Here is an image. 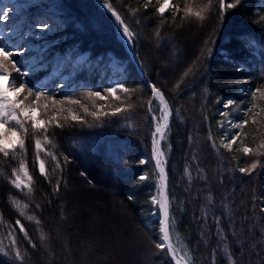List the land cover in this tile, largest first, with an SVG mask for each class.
<instances>
[{"label": "trees", "instance_id": "trees-1", "mask_svg": "<svg viewBox=\"0 0 264 264\" xmlns=\"http://www.w3.org/2000/svg\"><path fill=\"white\" fill-rule=\"evenodd\" d=\"M108 2L136 36L134 53L126 47L121 26L101 0H46V5L58 13L62 29L42 46L36 58L37 70L25 79L29 86L40 88L57 101L71 95L91 104L82 94L101 91L105 95L103 89L112 86L110 62L117 59L122 65L115 72L119 82L135 91L130 96L117 91L119 99L105 95L95 103L108 113L117 107L126 109L129 102L134 109L115 116L101 115L95 121L90 115L84 116L93 127L64 121L63 128L50 127L48 135L54 147H44L54 151L62 171L53 172L55 162L41 155L48 177L39 173L29 135L24 159L34 181L31 195L27 188L21 191L9 183L12 169H18L19 164L11 155L5 158L0 154L4 173L0 175V241L8 250L11 231L26 257L23 264H82L89 253L96 262L98 256V261L106 264L114 251L108 252L105 244L98 248V227L91 229L97 235L86 243L77 237L82 221L84 226L93 214L99 216L100 208L92 202L101 198L108 205L113 203L128 220L131 234L137 233L136 248L148 250L153 264H175L170 256L155 249V243L160 242L161 222L151 197L157 195L160 182L152 159L154 122L147 104L151 100L152 112L159 115L160 107L151 90L155 84L172 109L161 147L167 158L170 214L176 225L173 235L179 234L192 264H264V155L242 151L244 145L256 150L264 142V113L259 111L264 101H255L259 107L253 112L259 113L258 123L252 124L253 112H249V124L231 151L221 146L224 133L219 114L224 98L250 107L254 102L250 93L264 86V0H240L238 7L228 10L222 29L215 0L203 21L186 16L184 9L199 11L208 0H170L171 6L163 15L157 9L164 0ZM230 2L234 0H226ZM209 48L212 54L205 58ZM83 53H88L89 63L73 64L72 60ZM65 57L71 60L60 67ZM52 75L55 77L50 81ZM41 103L50 102L45 98ZM73 110L83 115L82 109ZM41 111H37L38 116ZM256 160L260 163L249 173L239 171ZM144 175L148 178L141 181ZM58 178L62 179L57 192ZM78 196L85 198L87 203L82 202L89 208L87 213L77 207ZM10 197L28 205L25 215ZM28 215L35 220H27ZM17 219L24 224L30 241L19 231ZM41 230L48 237L44 242L40 240ZM0 264L20 262L0 254Z\"/></svg>", "mask_w": 264, "mask_h": 264}, {"label": "snow or ice", "instance_id": "snow-or-ice-1", "mask_svg": "<svg viewBox=\"0 0 264 264\" xmlns=\"http://www.w3.org/2000/svg\"><path fill=\"white\" fill-rule=\"evenodd\" d=\"M103 6L107 8L112 15L115 17V20L121 26L122 35L127 40H133L134 35L129 29V26L124 23L120 15L115 11L112 4L108 0H101ZM150 2V0H148ZM148 2L145 3V7L148 6ZM159 3V0H157ZM218 4V25L219 28H223L225 17L228 13V10L238 7L240 0H234V2L226 3V0H215ZM214 0H208L207 4L201 8L199 11L193 12L191 8L186 7L184 9L185 15H193L198 20L203 21L206 19V13L210 12L213 6ZM170 7V0H164L157 11L159 14L163 15L167 8ZM13 10L8 9L5 11L3 8H0V21H8L10 19V14ZM261 20L264 21V17H261ZM34 27L43 30H51L54 25H50L47 22H37ZM159 35V33H157ZM214 45L215 40L211 41ZM7 49V50H6ZM31 49L24 48L23 45H12L9 47L4 44L3 38L0 37V154L3 157L7 158L10 155L15 159L19 168L12 169V175L8 178L9 183L12 184L16 189L21 191L24 188H27V194L31 195L34 191L32 185L34 183L32 175L28 171L27 163L24 157L27 154L26 140L31 135L33 138L34 151H35V163L38 165L39 173L48 177L49 172L46 169L45 160L41 159V155L51 158L55 162V167L52 169L53 172L57 170L62 171V166L60 164L59 158L56 157L54 151L48 150L44 147L45 144L53 145L52 140L49 139L48 131L50 127L63 128L65 126L64 122H75L81 125H87L88 127H93L94 125L88 124L87 120L84 119V116L90 115L95 120H99L101 115L115 116L117 114L123 113L125 111H132L134 106L129 102L126 109L117 107L115 111L108 113L103 110V107H97L96 101L103 100L105 95L116 97L117 91H122L126 96H130L133 93L134 89H128L121 82H116L113 86L103 89L102 95L101 91H88L82 94L84 101H90L89 103H82L79 99H73L71 95H65L63 99L57 101L54 96L49 95L47 92L40 90V88H35L28 85L27 80L25 79L30 74L34 73L37 70L35 65L28 63L24 59L25 53H29ZM207 55L205 58H208L212 54V49L209 48L206 50ZM13 57H17L13 59ZM11 69V71H10ZM191 71V69H189ZM188 73H185L187 75ZM5 77L10 79L5 83ZM44 86L42 85L41 88ZM63 87V85H60ZM152 95L154 98H158L161 105H163V123L159 121L156 123L155 132L153 133V150L156 156V166L159 169V180H160V189L158 190L157 195L151 197V202L158 206L159 210L163 213V219L160 225V242L155 243V249L159 250L161 254L170 256L175 264H192V257L189 250L186 246L182 244V241L179 238V234L175 235V244L173 242V233L175 230V217L170 214L171 202L167 195V173L163 164V152L159 148L160 141L155 139L157 135L160 136V139L165 138V130L168 128L169 117L172 115V109H170L167 101L165 100L164 94L155 84L151 85ZM252 100L254 101L250 107L244 110L245 114L253 112L254 109H257L259 106L255 101L257 99L264 101V86L256 88L250 93ZM47 99L50 103H41L42 99ZM119 99V97H116ZM68 104L69 107L65 108L64 105ZM151 100L147 102L148 111H152ZM51 106V114H49V108ZM229 106L237 107L236 102L232 99H228L224 104V108L227 109ZM74 108L82 109L83 115L78 111H74ZM91 108V111H90ZM42 109L40 116L37 115V111ZM259 111L264 113V108H260ZM67 113V115H64ZM259 113L253 112L252 124H257L258 121L256 116ZM227 117L228 113L225 112L222 114ZM45 117V118H41ZM155 118V117H154ZM64 121V122H62ZM229 124L232 128L243 129L246 125L249 124V120L244 118L237 123H232L229 120ZM223 127V124L220 125ZM239 138V133L231 136L230 138L225 135L221 139V146L229 151L232 150L233 144L237 142ZM171 145H169L170 147ZM19 149V154L17 152ZM260 149H264V142H261L256 146V150L249 148L244 145L242 151L244 154L264 155V152H261ZM65 161L68 160V157H64ZM140 163H145L141 160ZM260 161L256 160L253 162L249 168H240L239 171L242 173H249L251 170L257 167ZM22 173V175H21ZM0 175H4L3 170L0 169ZM147 175L141 176L139 179L141 181L147 179ZM61 179L58 178L54 191H59ZM14 207L20 212L23 216L25 215V209L28 208L27 204L17 201L15 197H10ZM131 199V198H130ZM39 207V205H37ZM27 220H35V217L28 215ZM0 222H3V215L0 213ZM16 225L19 227V231L24 235L25 238L29 239L28 232L24 227V224L20 222L19 219L16 220ZM38 224L39 221L36 220ZM11 228V226H9ZM10 236V246L6 250L3 246V242L0 241V254L4 256H11L14 260L19 261L20 264H23L26 259L25 255L22 254L21 249L17 245L15 236L12 235V232L9 231ZM48 239L47 234L41 230L40 240L44 242ZM176 245H180L178 248ZM32 247L35 248L36 244L32 243ZM183 251V255H180V252Z\"/></svg>", "mask_w": 264, "mask_h": 264}, {"label": "rangeland", "instance_id": "rangeland-1", "mask_svg": "<svg viewBox=\"0 0 264 264\" xmlns=\"http://www.w3.org/2000/svg\"><path fill=\"white\" fill-rule=\"evenodd\" d=\"M6 1H9L11 5L13 6L14 13L18 14L21 12H25V19L24 20H16L13 22V24L7 28V32L4 33V35H0V37L3 38L4 44L8 45L9 47L12 46V41L13 40H18L17 43H13L14 45H23L24 48L31 49L29 53H25L24 59L35 66H38L36 62V58L38 56V53L41 51L42 46L47 42L50 41L52 34L58 33L61 31V24L60 20L58 17V13L52 9L51 7H48L46 5V0H0V8L2 5L5 4ZM171 6V2H170ZM52 13V14H50ZM37 22H47L50 25H54V27L51 30H41L38 28L36 32H34V24ZM15 36V37H13ZM121 37L126 45V47L131 51L134 52L135 49V36L133 40H127L121 32ZM7 50V49H6ZM66 61H70V58H63L59 62L60 67L62 66L63 63ZM73 64H88V53H84L82 55H79L78 57L74 58L72 60ZM110 65L112 67L113 72L112 75L110 76L111 79V85L113 86L116 82H119V77L115 74V72L121 68L119 63L117 62L116 59H113L110 62ZM43 67V66H40ZM55 77V75H52L50 77V81ZM9 80V77H5V83ZM61 81V80H60ZM246 90V89H244ZM245 94L246 91H244ZM155 102L159 105L160 107V113L159 115L156 116L154 119V124L156 126V123L159 121L161 124L163 123V105L160 104L159 100L154 98ZM228 99L233 98H224L221 101V108H220V116H221V123L223 124V127H221L224 136L227 135L229 138L236 133H239V136L241 134V129H236L232 128L231 125L229 124V120L234 124L239 122L241 119L246 118L244 110L248 108L246 104L244 105L242 101H236V106H239V110H237V107L235 106H229V108L225 109L224 104ZM227 112L228 116L225 117L222 114ZM171 120V116L169 117L168 125ZM221 125V124H220ZM168 129V128H167ZM165 130V133L167 131ZM155 139L160 141L159 148L163 152L161 148L162 141L160 139V136H156ZM154 153V150H153ZM163 160L165 161L164 164L167 162V158L165 153L163 152ZM154 158L156 160V156L154 154ZM76 198V197H75ZM78 205L80 209L85 211L86 213L88 212L89 208L87 206V202L85 198L84 200L86 203H83L81 198L78 196ZM97 204L98 207L100 208L99 210V216L97 214H93L92 218L88 219L85 221V225H83V221L81 222V230L77 233V237L79 238L78 240H82L83 242H87L90 240L92 237L97 235V233L92 232L91 229H95L98 227V237L101 241L100 247L96 245L99 249L104 246L106 249H109L108 252L114 251V253H110L107 258V263L106 264H153L150 260V252L146 250L143 246L136 248L137 242L135 239H137V233L132 235L130 232V227H129V222L127 219H125L118 211H116L115 207L113 206V203L109 201V204L101 198L94 202H92V205ZM156 210H154L155 212ZM159 218L162 221L163 219V213L159 210ZM98 221V222H97ZM115 226V230H114ZM119 231V232H116ZM117 233H122L121 237H118ZM125 234V236H124ZM126 236H130V238H127ZM125 237V238H124ZM116 241V242H115ZM173 242L175 244V236L173 235ZM84 243V244H85ZM93 244H95L93 242ZM83 246V243L81 245V248ZM178 248L180 245H176ZM89 248V247H88ZM97 248V249H98ZM83 249V248H82ZM87 249V248H86ZM98 249V250H99ZM102 253H104V250H102ZM183 251L180 252V255H183ZM84 253L81 255L83 257ZM92 254H88L87 258L84 259L85 261L82 264H104L102 261H98V256L97 262L95 257L90 256ZM107 256V257H108ZM104 258V257H103ZM105 259V258H104ZM103 260V259H102Z\"/></svg>", "mask_w": 264, "mask_h": 264}, {"label": "bare ground", "instance_id": "bare-ground-1", "mask_svg": "<svg viewBox=\"0 0 264 264\" xmlns=\"http://www.w3.org/2000/svg\"><path fill=\"white\" fill-rule=\"evenodd\" d=\"M5 11H7L8 9H12L13 11L10 14V19L8 21H0V35H4V33H6L7 28L10 27L14 21L16 20H24L25 18V12H21V13H14V9L13 6L11 5V3L9 1H6L4 5H2V7ZM105 10L108 13H111L107 8H105ZM112 14V13H111ZM122 19V18H121ZM35 25V24H34ZM34 32H36L38 30L37 27L33 28ZM122 38V37H121ZM123 40V39H122ZM158 99V98H156ZM159 100V99H158ZM158 136V135H157Z\"/></svg>", "mask_w": 264, "mask_h": 264}]
</instances>
